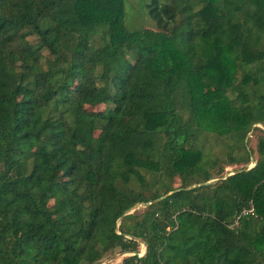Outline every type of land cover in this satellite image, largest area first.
Here are the masks:
<instances>
[{"label": "trees", "instance_id": "trees-1", "mask_svg": "<svg viewBox=\"0 0 264 264\" xmlns=\"http://www.w3.org/2000/svg\"><path fill=\"white\" fill-rule=\"evenodd\" d=\"M145 8L0 0V264H264V0Z\"/></svg>", "mask_w": 264, "mask_h": 264}, {"label": "rangeland", "instance_id": "rangeland-1", "mask_svg": "<svg viewBox=\"0 0 264 264\" xmlns=\"http://www.w3.org/2000/svg\"><path fill=\"white\" fill-rule=\"evenodd\" d=\"M149 2V0H124V25L125 28L128 31L131 32H141L145 29H148V31L155 33L156 29L154 27L153 21L150 19V17L147 14V10L145 8V5ZM104 105H99L95 109H103ZM260 127L263 130L264 133V124H258L255 125ZM254 126V127H255ZM257 136L258 132L254 129L251 130L247 135V148L256 150L257 147ZM256 153L253 155V158H256ZM254 161H252L253 163ZM252 163L250 165H252ZM240 165L235 166H229L226 168L227 173H232L234 169H239ZM136 211H142L143 207H140V205L136 206L134 208ZM132 209V211H134ZM144 245L140 242L139 246V254L144 253ZM120 252H115L114 254H108L106 255L100 264H120L126 256H128V253H124L123 255L119 256ZM112 256H115V258H111ZM110 259V260H109ZM109 260V261H108Z\"/></svg>", "mask_w": 264, "mask_h": 264}, {"label": "water", "instance_id": "water-1", "mask_svg": "<svg viewBox=\"0 0 264 264\" xmlns=\"http://www.w3.org/2000/svg\"><path fill=\"white\" fill-rule=\"evenodd\" d=\"M254 165H255V162H253L252 165H250V166L248 167V169H250V168L253 167ZM213 181H215V180L209 181V182H207V183H210V182H213ZM191 187H192V186L188 187L187 189H189V188H191ZM172 192H173V191H170V192H168V193H166V194H164V195H162V196L156 198L155 200H151V201H148V202H146V203H142V204H140V207H143V208H144V207H147V206L150 205V204H153V203H155V202H158L159 200L163 199L164 197L170 195ZM134 208H135V207H134ZM134 208H133V210H134ZM132 212H133L132 209L125 211V213L120 217V219H122L125 215L130 214V213H132ZM130 238L134 239L133 236H130ZM139 241L144 245V248H145L144 253L140 255L138 252L134 251V252L128 253L129 255L143 256V255L145 254V252H146V244H145L143 241H141V240H139ZM123 254H124V253L120 252L118 255L121 256V255H123ZM111 258H115V256H112ZM109 260H110V259H109ZM109 260H108V261H109Z\"/></svg>", "mask_w": 264, "mask_h": 264}, {"label": "built area", "instance_id": "built-area-1", "mask_svg": "<svg viewBox=\"0 0 264 264\" xmlns=\"http://www.w3.org/2000/svg\"><path fill=\"white\" fill-rule=\"evenodd\" d=\"M120 264H123V262H121ZM129 264H137L136 262H133V263H129Z\"/></svg>", "mask_w": 264, "mask_h": 264}]
</instances>
